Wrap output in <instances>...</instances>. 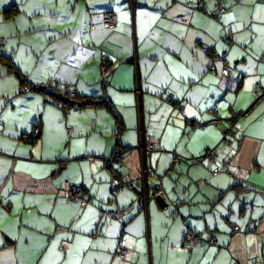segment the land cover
<instances>
[{
	"label": "crops",
	"instance_id": "obj_1",
	"mask_svg": "<svg viewBox=\"0 0 264 264\" xmlns=\"http://www.w3.org/2000/svg\"><path fill=\"white\" fill-rule=\"evenodd\" d=\"M0 38L49 92H24L0 61V264H264V0H0ZM64 91L109 102L123 130L104 106L65 107ZM145 136L159 141L148 186L163 188L148 206ZM187 233L205 241L190 249Z\"/></svg>",
	"mask_w": 264,
	"mask_h": 264
},
{
	"label": "built area",
	"instance_id": "obj_2",
	"mask_svg": "<svg viewBox=\"0 0 264 264\" xmlns=\"http://www.w3.org/2000/svg\"><path fill=\"white\" fill-rule=\"evenodd\" d=\"M226 8L221 6L217 8L214 12H212V16L216 19H219L222 14L225 12ZM103 24L104 26L109 29V30H114L117 25H118V15L117 13L113 11L105 12L103 15ZM3 39L0 38V45L3 44ZM103 63H102V71L106 72L108 71L107 64L105 63L106 58H103ZM231 69L225 65L223 70H222V75L225 77H229L231 75ZM24 91L29 92V88L26 87ZM66 95H70L72 97L76 96L75 92H66ZM218 109H215V112H217ZM245 115V114H244ZM217 122H220L217 120ZM234 126H230L228 129L224 130L223 132V137L224 140H228L231 136L234 135ZM159 148V141L156 140L152 136H145L142 144L140 146V151L143 155V165L141 169V174L142 178L144 180L143 183V189H142V201L144 202L145 206H148V203L151 200H156L163 194V188L161 185V181L159 180L156 182L152 189L150 190L148 186V177L152 176L154 174L153 168L147 164V159L152 156V154L158 150ZM122 151H118L117 155L108 159V162L110 163V167H114L117 164V159L120 156ZM205 159L209 164H214L216 162V154L212 150H208L205 155ZM215 172H217L215 170ZM124 190L123 183L120 179L115 178L113 180L112 184V196L114 198H117ZM2 191V187L0 185V193ZM83 194V188L81 186L73 185L69 182H66L64 185V190H63V195L68 200L69 202H79L81 206H86L87 202L81 198V195ZM107 216L111 219L114 220H119L122 216L121 212L118 211H110L107 212ZM235 231L238 230L237 227L234 228ZM205 239L202 236L195 235L192 233H187L185 238H184V245L189 247L190 249H193L195 247H198L201 245ZM207 242L210 245H215L216 244V239L211 237L207 240ZM130 254V250L128 247V244L126 241L121 240L116 248L115 251V256L117 259L121 261H125Z\"/></svg>",
	"mask_w": 264,
	"mask_h": 264
},
{
	"label": "trees",
	"instance_id": "obj_3",
	"mask_svg": "<svg viewBox=\"0 0 264 264\" xmlns=\"http://www.w3.org/2000/svg\"><path fill=\"white\" fill-rule=\"evenodd\" d=\"M17 12L18 11L16 9H13V8H10L6 11V13L8 14V18H12L14 15H16ZM107 12H109V11H107ZM0 61H2L6 65L7 70L10 74L14 75L16 78L19 79L20 84L23 87V90L29 86L28 87L29 91L31 88L33 91H36V92L49 93L46 88H42V87L40 88V86H35L33 84H30L26 75H24L22 73L20 68L15 64V62L11 58L6 57L5 55L0 53ZM107 67H108V65H107ZM108 69H109V67H108ZM30 85H31V87H30ZM24 92H26V91H24ZM68 93H70V92H68ZM77 97H78L77 94L75 97H72L70 95H66L65 91L62 92V96H59V98H61V100L64 99L66 101L65 107H68V106L69 107H78V108H85L88 106H104V107H106L112 113V115L115 117V119L117 120L119 133L121 132V130H123V125H122L121 119L118 117L116 111L114 110L113 106L110 105L109 102H107V101H101L100 102V101H95V100H87L84 102V101H81ZM233 119H234V117H233ZM117 162H118V159H117ZM116 178H118V177H116ZM118 179H120V178H118Z\"/></svg>",
	"mask_w": 264,
	"mask_h": 264
},
{
	"label": "water",
	"instance_id": "obj_4",
	"mask_svg": "<svg viewBox=\"0 0 264 264\" xmlns=\"http://www.w3.org/2000/svg\"><path fill=\"white\" fill-rule=\"evenodd\" d=\"M160 198V197H159ZM159 198H157V199H159Z\"/></svg>",
	"mask_w": 264,
	"mask_h": 264
}]
</instances>
